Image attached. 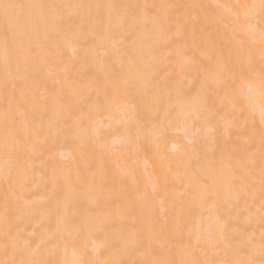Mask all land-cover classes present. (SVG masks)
I'll return each instance as SVG.
<instances>
[{
  "label": "bare ground",
  "instance_id": "6f19581e",
  "mask_svg": "<svg viewBox=\"0 0 264 264\" xmlns=\"http://www.w3.org/2000/svg\"><path fill=\"white\" fill-rule=\"evenodd\" d=\"M0 3V264H264L260 0Z\"/></svg>",
  "mask_w": 264,
  "mask_h": 264
},
{
  "label": "snow or ice",
  "instance_id": "6c2138e0",
  "mask_svg": "<svg viewBox=\"0 0 264 264\" xmlns=\"http://www.w3.org/2000/svg\"><path fill=\"white\" fill-rule=\"evenodd\" d=\"M28 7V8H38L43 9V5H17V4H11V3H0V11L3 13V32H4V38L5 41L8 40L10 36L14 37L16 32L18 31V24L20 19V9ZM251 7H256L255 5H252ZM260 11L262 14H264V0H260L259 5ZM262 40H264V35H262ZM262 56H264V52H262ZM262 71H264V65H262ZM233 83H235V80H233ZM244 86L243 82L241 83L240 87L242 88ZM249 88H251V85H248ZM202 105L201 98H197L196 102L191 106V110L199 113V108ZM223 239V238H222ZM262 251H264V247H262ZM236 264H242V262L237 261Z\"/></svg>",
  "mask_w": 264,
  "mask_h": 264
}]
</instances>
